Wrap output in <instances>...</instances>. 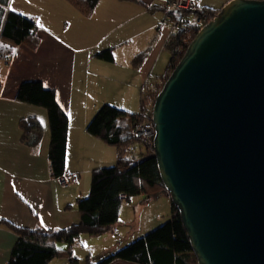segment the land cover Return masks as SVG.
<instances>
[{
  "label": "crops",
  "instance_id": "0c3cea01",
  "mask_svg": "<svg viewBox=\"0 0 264 264\" xmlns=\"http://www.w3.org/2000/svg\"><path fill=\"white\" fill-rule=\"evenodd\" d=\"M193 1L201 9L220 12L232 0ZM169 2L100 0L93 16L87 18L67 0H11L6 10L38 22L40 44L32 49L24 43L12 56L0 59V264H9L18 239L2 220L49 231L80 223L78 201L90 192L93 167L118 157L114 147L87 132V125L104 104L132 107L128 103L137 102L144 86L163 74L156 71L169 60L167 42L179 32ZM154 6L159 8L151 11ZM95 49H112L115 61L101 60ZM143 53L142 65L135 67L134 59ZM26 81H41L55 90L70 118L66 184L51 172L47 109L16 99L20 85ZM29 117L38 118L44 127L36 146L23 141L20 122ZM169 200L163 195L124 202L120 221L109 233L100 237L83 235L73 244L72 258L60 256L49 264H96L104 260L144 228L152 229L170 217Z\"/></svg>",
  "mask_w": 264,
  "mask_h": 264
},
{
  "label": "water",
  "instance_id": "95a60500",
  "mask_svg": "<svg viewBox=\"0 0 264 264\" xmlns=\"http://www.w3.org/2000/svg\"><path fill=\"white\" fill-rule=\"evenodd\" d=\"M152 121L198 264H264V0H232L199 31Z\"/></svg>",
  "mask_w": 264,
  "mask_h": 264
},
{
  "label": "trees",
  "instance_id": "16d2710c",
  "mask_svg": "<svg viewBox=\"0 0 264 264\" xmlns=\"http://www.w3.org/2000/svg\"><path fill=\"white\" fill-rule=\"evenodd\" d=\"M67 1L87 18L93 16L100 2ZM10 2L11 0H0V59L12 56L15 49L24 43H28L32 49L40 44L37 22L20 12L6 10ZM157 8L159 6L150 10ZM211 13L213 20L219 11ZM171 15L174 16L173 13ZM200 30L201 27L184 21L179 32L169 39L166 48L170 53V62L161 76L154 77L144 86L140 96V112L132 113L113 104H104L87 125L90 135L118 149V161L114 167H100L93 171L90 192L78 201L81 215L79 224L49 231L22 228L2 220L18 235L9 264H49L60 256L72 258L73 244L77 239L83 235L100 237L109 233L119 223L124 202L141 196L145 200L169 196L155 157L154 140L148 143L136 138V130L144 120H152L158 94ZM145 56L146 53L138 55L133 61L134 66L140 67ZM97 57L110 63L115 61L112 49L99 52ZM16 99L47 109L51 125L50 168L54 178H64L70 118L58 102L55 90L47 88L41 81H26L20 85ZM20 127L23 130L24 142L31 146L40 143L44 127L38 118H24ZM135 142L143 144L146 149V154L140 159L128 155ZM170 218L162 226L96 264H110L114 261L135 264H198L180 213L174 205ZM75 261L73 259V262Z\"/></svg>",
  "mask_w": 264,
  "mask_h": 264
},
{
  "label": "built area",
  "instance_id": "2783aa9c",
  "mask_svg": "<svg viewBox=\"0 0 264 264\" xmlns=\"http://www.w3.org/2000/svg\"><path fill=\"white\" fill-rule=\"evenodd\" d=\"M169 7L175 11L174 24L179 30L182 27L184 21H188L194 26L201 27V29L207 25L212 18V15L199 8L193 0H170ZM155 137V126L152 120H144V122L136 130V138L145 141L152 142ZM63 183H68V179L62 178Z\"/></svg>",
  "mask_w": 264,
  "mask_h": 264
},
{
  "label": "rangeland",
  "instance_id": "374dc122",
  "mask_svg": "<svg viewBox=\"0 0 264 264\" xmlns=\"http://www.w3.org/2000/svg\"><path fill=\"white\" fill-rule=\"evenodd\" d=\"M37 24H38V22H37ZM98 24V23H97ZM93 26H95L94 24H93ZM101 30V29H100ZM94 40H95V38H93V42H94ZM94 45H96V44H94ZM95 50H98L97 51V53H99V52H101L100 51V49H95ZM94 52H96V51H94ZM155 54V51L154 52H152V54ZM166 56H168V58H169V60H168V62L166 63V65H164L163 67H159L158 68V71H156V73H159V70L160 71H162V73H164L165 71H166V68H167V66H168V64H169V62H170V53H169V51L167 50L166 51ZM161 73V74H162ZM156 77V76H155ZM140 94H139V98H138V104H137V102H136V100L134 101V102H129L128 104L130 105V106H132V107H130V108H128L127 110H129V112H132V113H138V112H140V110H141V98H140ZM107 104H109V103H107ZM112 105V104H111ZM121 109H122V107H120ZM97 113V112H96ZM96 113H95V115H96ZM94 115V116H95ZM93 116V117H94ZM93 119V118H92ZM91 119V120H92ZM90 120V121H91ZM89 124V123H88ZM114 146H112V148H113ZM113 149H115V151H116V153H117V155H118V149L116 148V147H114ZM146 152V149H145V147H144V145L143 144H140L139 142H135L134 143V146L130 149V151L128 152V155L129 156H131V157H136L137 159H140L141 158V156L142 155H144V154H146L145 153ZM117 161H118V157L116 158V160L114 161V162H110V163H105L103 166H97V167H93V169L95 170L96 168H100V167H114V166H116V164H117ZM93 170V171H94ZM93 173V172H92ZM92 179V174L89 176V179ZM84 181H85V179H84ZM82 183H83V181H82ZM90 186H91V181H90ZM88 196V195H87ZM169 199H170V197H169ZM166 201H168V200H166ZM170 202H167V203H169L168 205H169V209H170V211H172L171 210V207H172V202H171V199L169 200ZM171 217V216H170ZM170 217H167L166 219H164L163 221H161L160 222V224H158V225H156L155 227H153L152 229H145L144 228V230L140 233V235H138L137 237H135V239H133V240H131L130 242H128V243H123L124 245H122V247L121 248H124V247H126V246H128L129 244H131V243H133L134 241H136V240H138L139 238H141V237H143V236H145L146 234H148V233H150L151 231H153L154 229H156V228H158V227H160V226H162L163 224H165L166 222H168L171 218ZM129 228L130 229H132V227H131V225H129ZM139 234V233H138ZM121 248H119V249H121ZM100 262V261H99ZM98 263V262H97Z\"/></svg>",
  "mask_w": 264,
  "mask_h": 264
},
{
  "label": "bare ground",
  "instance_id": "6f19581e",
  "mask_svg": "<svg viewBox=\"0 0 264 264\" xmlns=\"http://www.w3.org/2000/svg\"><path fill=\"white\" fill-rule=\"evenodd\" d=\"M204 12H206V13H209V14H211V15H212L211 11H207V10H206V11H204Z\"/></svg>",
  "mask_w": 264,
  "mask_h": 264
}]
</instances>
